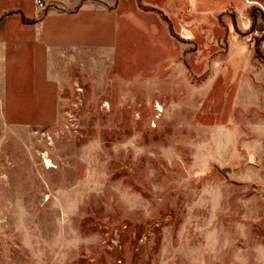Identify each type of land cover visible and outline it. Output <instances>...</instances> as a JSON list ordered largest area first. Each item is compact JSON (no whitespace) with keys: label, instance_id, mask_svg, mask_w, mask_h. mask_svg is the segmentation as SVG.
I'll return each mask as SVG.
<instances>
[{"label":"rangeland","instance_id":"1","mask_svg":"<svg viewBox=\"0 0 264 264\" xmlns=\"http://www.w3.org/2000/svg\"><path fill=\"white\" fill-rule=\"evenodd\" d=\"M247 1L91 0L71 58L19 33L32 0H0V264H264Z\"/></svg>","mask_w":264,"mask_h":264},{"label":"crops","instance_id":"2","mask_svg":"<svg viewBox=\"0 0 264 264\" xmlns=\"http://www.w3.org/2000/svg\"><path fill=\"white\" fill-rule=\"evenodd\" d=\"M41 1L46 8L49 7L47 13H45L43 17L41 15L44 13L37 10L34 0H32L34 6L32 4L31 11L28 15L23 14L18 6L9 7L14 13L12 16L19 17L21 23L19 33L21 34V32L26 31L31 37V43L36 45V47L39 45L49 48L50 46L51 48L55 47L54 49L66 48L67 52L61 53L60 56L65 57L68 52H71L70 54L73 53L72 57L70 55H68V57L74 58V52L76 53L79 49H85V15L98 16V14H96L98 13L97 9L93 8L91 0ZM247 3L254 7L258 5L264 11V5H260L257 0L247 1ZM21 17L28 22H23ZM4 21L8 22L9 19L4 18L0 21V33L3 36H11V33L4 34V30L6 29ZM97 21L98 19L92 20L91 22L97 23ZM18 42L24 44L25 40L19 38ZM0 43L2 47L7 46L5 44L7 43L6 39H2Z\"/></svg>","mask_w":264,"mask_h":264},{"label":"built area","instance_id":"3","mask_svg":"<svg viewBox=\"0 0 264 264\" xmlns=\"http://www.w3.org/2000/svg\"><path fill=\"white\" fill-rule=\"evenodd\" d=\"M34 2H35V5H36L38 11L43 13L46 10V6L44 5V3L41 0H34Z\"/></svg>","mask_w":264,"mask_h":264},{"label":"trees","instance_id":"4","mask_svg":"<svg viewBox=\"0 0 264 264\" xmlns=\"http://www.w3.org/2000/svg\"><path fill=\"white\" fill-rule=\"evenodd\" d=\"M137 2H138V5L141 6V0H137ZM144 9H145V10H149V11L154 12V9H153V8H149V9L144 8ZM12 14H14V13H12ZM159 14H160V13H159ZM261 15H262V17H263V19H264L263 14H261ZM161 16H162V15H161ZM162 18H163V21H165L166 24L168 25L169 23H168V21H166L165 17L162 16ZM21 20H22L23 22H26V20H25L23 17H21Z\"/></svg>","mask_w":264,"mask_h":264},{"label":"bare ground","instance_id":"5","mask_svg":"<svg viewBox=\"0 0 264 264\" xmlns=\"http://www.w3.org/2000/svg\"><path fill=\"white\" fill-rule=\"evenodd\" d=\"M44 163L47 165V167H50V162L45 159Z\"/></svg>","mask_w":264,"mask_h":264}]
</instances>
